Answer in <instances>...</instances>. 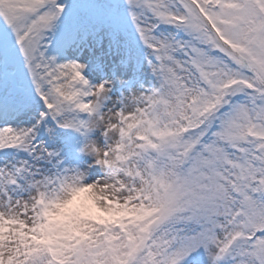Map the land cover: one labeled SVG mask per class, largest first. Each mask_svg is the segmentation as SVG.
I'll return each mask as SVG.
<instances>
[{"label":"rangeland","instance_id":"1","mask_svg":"<svg viewBox=\"0 0 264 264\" xmlns=\"http://www.w3.org/2000/svg\"><path fill=\"white\" fill-rule=\"evenodd\" d=\"M196 2L245 66L186 0H0V264H264V0Z\"/></svg>","mask_w":264,"mask_h":264},{"label":"bare ground","instance_id":"2","mask_svg":"<svg viewBox=\"0 0 264 264\" xmlns=\"http://www.w3.org/2000/svg\"><path fill=\"white\" fill-rule=\"evenodd\" d=\"M218 38V42L219 44L222 46V49L228 53L230 56L234 57V58H237V60H239V62H241L242 65H245V61L244 59H242L239 54H236V50H233L230 46H228L226 43H223V41H221V39L217 36ZM234 51V52H233ZM108 150V149H107ZM126 151H129L125 148ZM122 144H117L115 146V148H111L109 151L112 152V153H117V154H120L122 153L123 151H125ZM131 152V151H130Z\"/></svg>","mask_w":264,"mask_h":264}]
</instances>
